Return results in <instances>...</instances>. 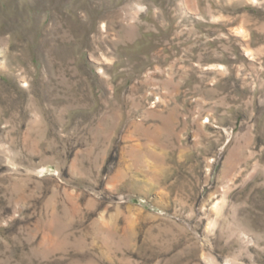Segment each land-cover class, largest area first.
I'll return each instance as SVG.
<instances>
[{"label":"rangeland","instance_id":"rangeland-1","mask_svg":"<svg viewBox=\"0 0 264 264\" xmlns=\"http://www.w3.org/2000/svg\"><path fill=\"white\" fill-rule=\"evenodd\" d=\"M0 264H264V0H0Z\"/></svg>","mask_w":264,"mask_h":264}]
</instances>
